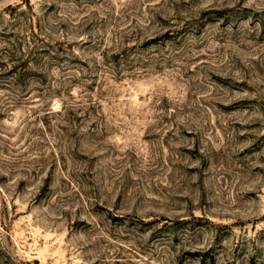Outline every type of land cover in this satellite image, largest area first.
Returning <instances> with one entry per match:
<instances>
[{
	"label": "rangeland",
	"instance_id": "1",
	"mask_svg": "<svg viewBox=\"0 0 264 264\" xmlns=\"http://www.w3.org/2000/svg\"><path fill=\"white\" fill-rule=\"evenodd\" d=\"M0 264H264V0H0Z\"/></svg>",
	"mask_w": 264,
	"mask_h": 264
}]
</instances>
